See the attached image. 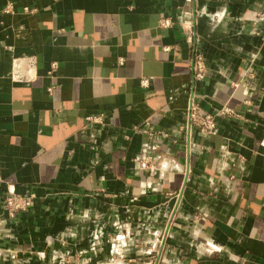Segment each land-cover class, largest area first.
<instances>
[{
  "label": "crops",
  "instance_id": "0c3cea01",
  "mask_svg": "<svg viewBox=\"0 0 264 264\" xmlns=\"http://www.w3.org/2000/svg\"><path fill=\"white\" fill-rule=\"evenodd\" d=\"M152 260L264 264V0H0V264Z\"/></svg>",
  "mask_w": 264,
  "mask_h": 264
},
{
  "label": "built area",
  "instance_id": "2783aa9c",
  "mask_svg": "<svg viewBox=\"0 0 264 264\" xmlns=\"http://www.w3.org/2000/svg\"><path fill=\"white\" fill-rule=\"evenodd\" d=\"M26 12H30L25 8ZM161 27L167 28L171 25L168 19L160 23ZM56 69V65L52 63L48 74L50 75ZM193 80L201 81L206 74V66L202 58L196 57L193 62ZM29 80V79H28ZM141 87H148L149 79L142 78L139 82ZM51 92V89H48ZM187 108V117L189 127H196L202 135L214 136L217 134L216 118L222 116H234L235 113L229 107L222 108L216 115L204 114L201 109L190 98ZM32 196H17L13 192H9L8 197L4 201L5 207L11 212L25 211L31 206ZM149 264H157L156 260H152Z\"/></svg>",
  "mask_w": 264,
  "mask_h": 264
}]
</instances>
